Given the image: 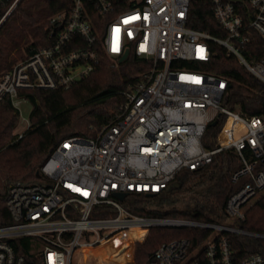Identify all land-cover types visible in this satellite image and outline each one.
Returning a JSON list of instances; mask_svg holds the SVG:
<instances>
[{"label": "built area", "instance_id": "2783aa9c", "mask_svg": "<svg viewBox=\"0 0 264 264\" xmlns=\"http://www.w3.org/2000/svg\"><path fill=\"white\" fill-rule=\"evenodd\" d=\"M192 1L55 0V11L44 22V45L24 50L25 57L0 75V102L9 98L20 112L27 101L19 98L21 91L70 89L97 70L102 51L114 65L131 51L151 63L144 79L124 92L114 123L95 138L64 140L41 166V183L10 188L13 223L0 226V264H86L78 252L108 243L136 264L137 244L161 229L193 233L160 245L148 264H264L261 254L240 260L230 238L264 239L241 227L264 192V118L227 106L226 78L185 64L208 62L209 42H215L264 84V57L252 62L241 51L248 41L246 10L254 13L250 28L264 39V0H211L224 39L187 26ZM31 2L0 0V29ZM212 123L221 128L208 148L203 138ZM227 150L242 164L233 182H248L227 200L226 223L142 216L118 198L159 194L181 170L207 166ZM104 209L114 214L95 216ZM127 234L134 236L129 240ZM19 239L33 241L29 260L16 249Z\"/></svg>", "mask_w": 264, "mask_h": 264}, {"label": "trees", "instance_id": "16d2710c", "mask_svg": "<svg viewBox=\"0 0 264 264\" xmlns=\"http://www.w3.org/2000/svg\"><path fill=\"white\" fill-rule=\"evenodd\" d=\"M35 7H45L54 13L55 0H42L21 7L0 29V75L25 57L30 51L44 45L42 39L45 20L33 12ZM248 28V41L241 45L244 56L257 62L264 57V39L250 22L254 13H243ZM187 26L224 39L226 32L221 28L213 12L211 0H193ZM100 28V32H102ZM35 43L29 46L31 40ZM211 57L208 62H189L188 69L202 70L228 80L227 106L244 116L264 118V84L242 67L238 59L228 55L220 44L209 42ZM151 63L136 58L133 51L125 61L114 65L101 52L97 70L70 89L21 91L19 98L30 103V126L19 138L15 130L20 120L19 110L9 98L0 102V226L13 223L7 207L10 188L16 184L41 183L40 168L47 158L69 138H95L103 127L115 122L121 113L126 98L124 92L144 79ZM221 124H210L203 144L213 148ZM238 155L227 150L217 155L213 162L196 170H181L166 190L148 195L128 193L120 202L130 212L142 216L192 219L202 222L223 224L228 221L225 205L229 197L237 192L248 179L235 183L233 174L241 168ZM110 210H102L95 216H110ZM241 227L251 233L264 235V193L246 212V221ZM189 230H152L144 243L136 246V264H148L152 254L165 242L179 238H191ZM133 234H127L129 240ZM240 260L253 254L264 257V239L239 235L230 237ZM30 239L16 241L19 253L30 257ZM20 245V246H19ZM86 264H128L129 257L119 256L108 243L98 249L81 251Z\"/></svg>", "mask_w": 264, "mask_h": 264}, {"label": "rangeland", "instance_id": "374dc122", "mask_svg": "<svg viewBox=\"0 0 264 264\" xmlns=\"http://www.w3.org/2000/svg\"><path fill=\"white\" fill-rule=\"evenodd\" d=\"M33 12L36 13L38 18L41 17L42 18L41 20H46L47 17L50 16L48 9L45 8V7H35L33 9ZM20 109H21L20 110L21 116H20V120H19V123H18L19 127L16 128V130L14 132L15 134L23 133L28 128V121H29V116H30V112H31L32 107H31L29 102L22 101L21 104H20ZM261 195L257 199H259L261 197Z\"/></svg>", "mask_w": 264, "mask_h": 264}, {"label": "water", "instance_id": "95a60500", "mask_svg": "<svg viewBox=\"0 0 264 264\" xmlns=\"http://www.w3.org/2000/svg\"><path fill=\"white\" fill-rule=\"evenodd\" d=\"M235 1H241V0H235ZM127 54L126 55H124L123 57H122V59H121V62H123V61H125L126 59H127ZM214 125L216 124V123H213ZM126 197V194H122V195H118V198L120 199V200H124V198Z\"/></svg>", "mask_w": 264, "mask_h": 264}]
</instances>
